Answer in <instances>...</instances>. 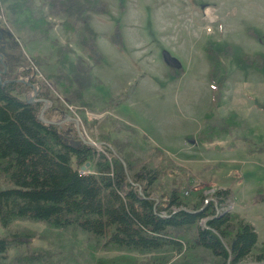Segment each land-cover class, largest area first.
<instances>
[{
	"label": "trees",
	"instance_id": "1",
	"mask_svg": "<svg viewBox=\"0 0 264 264\" xmlns=\"http://www.w3.org/2000/svg\"><path fill=\"white\" fill-rule=\"evenodd\" d=\"M38 2L0 0V17L5 20L0 23V264H45L23 249L24 240L35 234L19 222L88 233L104 247L146 255L141 264H264V242L258 244L252 225L223 210L231 191L217 187L208 197L202 192L184 196L193 183L189 170L145 138L132 140L138 136L134 128L117 125L128 135L123 140L101 135L99 141L107 146L104 154L79 141L75 131L39 119L44 102L51 103L50 113L63 112L64 102L86 123L84 94L100 82L92 77L91 66L104 61L89 15L104 13L106 5L99 0ZM57 24L68 32V41L60 45L52 40L51 54L29 58L26 46L45 39ZM109 42L123 48L118 24ZM205 53L213 62V100L220 103L227 81L221 60L232 52L226 46L207 47ZM51 60L55 72L47 74L43 68ZM242 60L255 70L264 69L263 56L244 55ZM29 62L44 77L34 103L23 99L30 88L19 81L31 75L26 70ZM252 103L264 111V101L253 98ZM182 139L229 152L241 143L245 156L264 157L262 136L234 110L224 116L206 112L199 130ZM222 141L227 144L220 146ZM85 166L91 174L82 176L79 170ZM249 204H264L263 188L255 189ZM10 250L14 256L7 258ZM123 259L97 264H124Z\"/></svg>",
	"mask_w": 264,
	"mask_h": 264
},
{
	"label": "rangeland",
	"instance_id": "2",
	"mask_svg": "<svg viewBox=\"0 0 264 264\" xmlns=\"http://www.w3.org/2000/svg\"><path fill=\"white\" fill-rule=\"evenodd\" d=\"M34 1L39 4L40 0ZM99 1L106 5L104 13H91L89 17L104 61L91 66L92 77L100 82L84 94L86 123L70 112L67 104L59 114V110L50 113L46 105L44 118L63 120L72 131L80 130L79 138L95 143L103 134L121 140L124 135L128 137L114 125L134 127L139 136L132 140L140 142L145 135L176 165L189 170L194 184L183 192L184 196L188 192L207 196L217 187L230 190L232 199L223 210L242 216L254 228L258 244L262 243L264 204L252 206L249 202L256 188L264 189V157L245 156L241 143L233 152L215 151L211 146L186 143L182 137L199 129L204 113L215 110L224 116L234 110L264 140V111L252 103L253 98L264 101V69L255 70L242 60L244 55L264 57V0ZM116 24L123 39L121 50L109 42ZM48 35L26 46L29 58L51 54L52 40L63 45L69 39L59 24ZM226 46L232 52L221 60V74H226L227 81L221 102L215 103V86L209 81L213 62L205 50H224ZM52 64L51 60L43 71L53 74ZM169 68L176 71L175 76ZM27 95V99L33 95L31 89ZM17 225L35 234L22 246L45 264H97L116 258L126 259L124 264H141L147 258L104 247L101 239L88 233L47 229L32 222ZM6 255L11 258L14 252Z\"/></svg>",
	"mask_w": 264,
	"mask_h": 264
},
{
	"label": "water",
	"instance_id": "3",
	"mask_svg": "<svg viewBox=\"0 0 264 264\" xmlns=\"http://www.w3.org/2000/svg\"><path fill=\"white\" fill-rule=\"evenodd\" d=\"M170 60H171V62H173L175 65L179 64L178 61L175 60L174 58H171ZM40 118H41V114H40ZM50 123H51V124H56V125H58V123H53V122H50ZM84 169H85V168H83V167L81 168V170H84Z\"/></svg>",
	"mask_w": 264,
	"mask_h": 264
},
{
	"label": "crops",
	"instance_id": "4",
	"mask_svg": "<svg viewBox=\"0 0 264 264\" xmlns=\"http://www.w3.org/2000/svg\"><path fill=\"white\" fill-rule=\"evenodd\" d=\"M59 121H61V122H63V120H59ZM150 142H151V139H150ZM152 143V142H151ZM153 146H156V145H154V144H152ZM158 147V146H157ZM233 151H235V149L234 150H232V152ZM222 189H224V188H222ZM258 240V239H257ZM262 242H264V240H262ZM261 244V243H260Z\"/></svg>",
	"mask_w": 264,
	"mask_h": 264
},
{
	"label": "bare ground",
	"instance_id": "5",
	"mask_svg": "<svg viewBox=\"0 0 264 264\" xmlns=\"http://www.w3.org/2000/svg\"><path fill=\"white\" fill-rule=\"evenodd\" d=\"M19 81H22L21 78L19 79ZM105 246V245H104Z\"/></svg>",
	"mask_w": 264,
	"mask_h": 264
}]
</instances>
